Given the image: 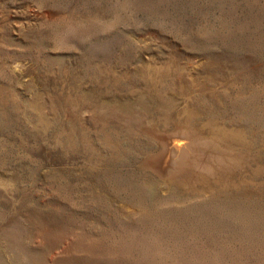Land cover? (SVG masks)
<instances>
[{"label":"rangeland","instance_id":"rangeland-1","mask_svg":"<svg viewBox=\"0 0 264 264\" xmlns=\"http://www.w3.org/2000/svg\"><path fill=\"white\" fill-rule=\"evenodd\" d=\"M0 264H264V0H0Z\"/></svg>","mask_w":264,"mask_h":264},{"label":"bare ground","instance_id":"bare-ground-1","mask_svg":"<svg viewBox=\"0 0 264 264\" xmlns=\"http://www.w3.org/2000/svg\"><path fill=\"white\" fill-rule=\"evenodd\" d=\"M216 135H217V134H216ZM221 135H222V134H221ZM210 136H211V135H210ZM212 136H213V135H212ZM224 136H225V135H224ZM207 137H208V136H207ZM215 137H216V136H215ZM216 138H217V137H216ZM227 138H229V137H227ZM208 139H209V138H208ZM210 139H211V138H210ZM213 139H214V138H213ZM218 139H219V138H218ZM211 141H212V140H211ZM211 141H210V142H211ZM213 141H214V140H213ZM217 141H218V140H217ZM170 145H172V144H169V145L167 144V148L170 147ZM172 146H173V145H172ZM172 146H171L170 148H173ZM215 146H218V145H215ZM212 147H213V146H212ZM218 147H219V146H218ZM202 148H204V146H202ZM168 149H169V148H168ZM206 149H207V148H206ZM219 149H220V147H219ZM166 150H167V149H166ZM170 150H172V149H170ZM175 150H177L178 153H179V151H181V152H183V153L185 152L186 154H187V151H188V150L186 149V147H185V148H182V149H175ZM175 150H172V151L174 152ZM215 150H216V148H215ZM217 150H218V148H217ZM172 151H171V152H172ZM177 151H175V154H176ZM207 151H209V150H207ZM212 151H214V150H212ZM164 152H165V151H164ZM164 152H163L162 154H159V156L157 155L156 158H154V160H153L152 163H153V165L156 167L155 169H159V170H161V171L174 170V168H176V167L178 166V165H176V164H178V163L174 164L173 161H177V162H178V158H179V156L181 155V153H180V155H178V153H177L176 156L173 158V157H172V154H171V156H169V155L166 154V153L164 154ZM167 152L169 153V151H167ZM173 152H172V153H173ZM214 152H216V151H214ZM195 153H196V152H195ZM216 153H217V152H216ZM196 154H197V153H196ZM198 154H199V153H198ZM214 154H215V153H214ZM221 154H222V152H221ZM223 155H224V154H223ZM181 156H182V155H181ZM183 157H185V155H184ZM183 157H182V158H183ZM180 158H181V157H180ZM188 158H189V157H188ZM195 158H196V157H195ZM227 158H228V157L226 156V160H227ZM185 159H187V158L185 157ZM185 159H184V162H183L182 159H181V162H182V163H185V161H186ZM203 161H204V160H203ZM193 162H194V161H193ZM205 162H206V161H205ZM226 162H228V160H227ZM152 163H151V164H152ZM179 163H180V162H179ZM186 163H187V162H186ZM209 163H210V162H209ZM229 163H230V162H229ZM192 164H193V163H192ZM212 164H213V163H212ZM218 164H219V163H218ZM153 165H152V166H153ZM180 165H181V164H180ZM180 165H179V166H180ZM185 165H186V164H185ZM219 165H220V164H219ZM187 166H188V165H187ZM226 167H227V166H226ZM153 168H154V167H153ZM191 168H192V167H191ZM222 168H225V167L223 166ZM177 169H178V168H177ZM181 169H182V167H181ZM215 169H216V167H215ZM219 169H220V167H219ZM175 170H176V169H175ZM221 170H222V169H221ZM224 170H225V169H223V171H224ZM155 171H156V170H155ZM157 171H158V170H157ZM157 171H156V172H157ZM176 171H177V170H176ZM196 171H197V170H196ZM201 171H202V170H201ZM216 171H219V170L216 169ZM168 172H169V171H168ZM202 172H203V171H202ZM173 173H175V172H173ZM200 173H201V172H200ZM200 173H199V174H200ZM221 173H222V172H221ZM221 173H218V172L216 173V172H214V177L216 176L215 174L221 175ZM166 174H167V173H166ZM203 174H204V173H203ZM203 174H202V175H203ZM206 174H207V173H206ZM206 174H204V175L206 176ZM171 175H172V174H171ZM171 175H170V176H171ZM176 175H177V174H176ZM195 175H196V174H195ZM195 175H194V177H195ZM202 175H201V176H202ZM204 175L202 176V178L204 177ZM208 175H209V174H208ZM210 175H211V174H210ZM218 175H217L216 177H218ZM163 176H164V175H163ZM173 176H174V175H173ZM173 176H171V177H173ZM199 176H200V175H199ZM201 176H200V177H201ZM174 177H175V176H174ZM174 177H173V178H174ZM176 177H177V176H176ZM194 177H193V178H194ZM207 177H208V176H207ZM169 178H170V177H169ZM173 178H172V179H173ZM205 178H206V177H205ZM209 178H210V176H209ZM165 179H167V177H166ZM170 179H171V178H170ZM196 179H197V178H196ZM196 179H195L194 181H196ZM207 179H208V178H207ZM207 179H206V181H207ZM215 179H216V178H215ZM198 180H199V179H197V181H198ZM210 180H212V179L210 178ZM210 180H209V181H210ZM213 180H214V179H213ZM213 180H212V181H213ZM187 181H188V178H187ZM190 181H191V180H190ZM200 181H201V180H200ZM176 182H178V183L180 182V183H181V181H176ZM202 182H203V181H202ZM184 183H185V182H184ZM184 183H183V184H184ZM187 183H188V182H187ZM194 183L196 184V182H194ZM194 183H192V184H194ZM181 184H182V183H181Z\"/></svg>","mask_w":264,"mask_h":264}]
</instances>
